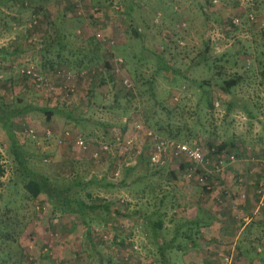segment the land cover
<instances>
[{
  "label": "rangeland",
  "instance_id": "rangeland-1",
  "mask_svg": "<svg viewBox=\"0 0 264 264\" xmlns=\"http://www.w3.org/2000/svg\"><path fill=\"white\" fill-rule=\"evenodd\" d=\"M22 1L0 0L1 4L7 2L10 8L0 6V47L17 52L15 59L0 56V103L5 109H26L12 119V123L15 138L32 171L46 176L58 190L69 187L71 195L87 205H109L110 213L101 208L89 211L90 234L81 222L74 229L75 235L84 240V251L91 252L88 264H104V261L99 263L96 254L99 246L114 255L112 264H147L141 218L153 209L159 212L158 208L168 209L173 205L175 196L169 188L177 171L193 172L194 175H187L184 181L200 187L206 185L210 187L206 192H210L219 184L216 179H205L206 171L219 173L226 170L228 163L239 167L245 163L258 167L262 173L261 183L264 0H132L130 16L124 12L130 0H80L87 16L80 18L76 34L82 41L77 46L86 45L90 39L98 42L97 33L111 36L115 42L104 46L98 42L101 59L91 65L94 73L85 71L77 81L76 91L68 97L57 91L56 101L47 100L45 92L17 72L18 66L28 61L41 73H50L54 70L53 60H57L54 52L43 51V57L39 52L45 26L35 34L38 37L29 41L31 11L21 6ZM30 1L32 7L44 5L50 20L62 18L64 6L68 4L70 8L75 2ZM94 8L98 10L92 15ZM64 23L66 28L73 26L68 20ZM134 29L140 33V38H134ZM108 53L125 60L133 91L128 92L109 74L105 66V62L109 66ZM6 59L15 61L17 66L8 65ZM160 60L176 70L172 84L163 77ZM51 62L54 64L50 65ZM237 77H240L239 83L231 88L230 94H225L220 84ZM205 92L210 96L211 106ZM50 107L58 111L50 119L38 110ZM68 114L70 119L64 116ZM123 117L132 121L138 119L152 130L159 129V135L164 138L200 148L202 164L195 169L181 168L169 154L163 165H151L146 156L149 149L145 146L142 151L134 148L123 154L115 180H110L111 176L100 179L102 173L105 177L111 175L114 163L109 160L94 164L90 153L77 154L71 149L73 138L106 134L118 128ZM30 130L34 131V138ZM66 131L72 138L63 141ZM14 169L7 134L0 127V221L16 224L14 228H7L8 238L0 237V255L3 258L9 255L4 264H31L33 260L29 258L20 261L23 250L17 248L13 240L23 246L28 223L39 218L58 220L63 214L53 213L44 195L28 196ZM236 175L239 188L236 197L242 199L245 185L241 173ZM108 181L112 183L110 188L106 186ZM225 195L233 197L232 193ZM100 220L108 225L99 227L97 221ZM57 233L53 230L51 234L56 237ZM71 253L74 264L83 262L84 255L75 250ZM67 257L65 263L72 264L69 254Z\"/></svg>",
  "mask_w": 264,
  "mask_h": 264
},
{
  "label": "crops",
  "instance_id": "crops-1",
  "mask_svg": "<svg viewBox=\"0 0 264 264\" xmlns=\"http://www.w3.org/2000/svg\"><path fill=\"white\" fill-rule=\"evenodd\" d=\"M74 6L67 8V4L62 13L67 11L71 16ZM47 9L51 10L49 6ZM233 165L236 164L228 163L226 170L219 173L206 171L205 179H216L219 184L210 192H206L210 190L206 185L200 187L184 181L187 172L177 171L169 188L175 196L173 205L168 209L158 208L159 212L153 209L141 218L147 264L157 261L158 264H222L225 255H232L234 264H264V203H259L255 193L262 173L252 164ZM237 173H241L245 185L244 192L240 191L245 194L242 199L236 197ZM229 193L233 197L225 195ZM78 222L63 214L58 220L39 218L28 223L23 233L26 241L23 246L19 242L22 259L29 258L33 264H66L64 259L69 254L68 260L72 261L71 252L75 250L85 256L79 264H88L91 252L84 251L83 238L74 233ZM103 225L108 224L99 221V227ZM53 230L58 231L56 237L51 234ZM96 254L99 263H113L114 255L106 253L101 246Z\"/></svg>",
  "mask_w": 264,
  "mask_h": 264
},
{
  "label": "trees",
  "instance_id": "trees-1",
  "mask_svg": "<svg viewBox=\"0 0 264 264\" xmlns=\"http://www.w3.org/2000/svg\"><path fill=\"white\" fill-rule=\"evenodd\" d=\"M10 1V0H9ZM8 2V1H7ZM7 2H3V4L0 3V6L6 7L7 10L10 9L7 5ZM131 3L127 5L126 11L124 10L126 16H130V12L132 10V0H130ZM21 6H24L26 9H30V19L31 16L34 14H39L41 19L39 20V24L34 28H29V41L34 40V36H37L35 34L39 33V30L42 29L43 26L46 27V33L41 36V43L40 48H38L40 53H42L43 57V51L44 53H50L54 52V56L57 60H53L54 63H49L50 65H53L52 67L54 70L66 68L68 70H71L73 72L80 73L82 71L91 72L92 69H90L91 65L97 64L100 62L101 59V45L98 42H95L94 39H90L86 42V45L84 46H77L81 40L80 35L76 34L77 27L79 26L80 17H77L75 15H66V12L63 13V17L58 19L50 20L48 19V16L46 12L43 10L44 5H39L37 7H32V2L30 0H23L21 3ZM73 5H75L73 3ZM69 8V7H67ZM71 12L73 11V7L71 8ZM50 20V21H49ZM65 20L70 21L73 26L70 28H66L67 25ZM72 28H74L72 30ZM133 36L134 38H140V33L136 29L133 30ZM38 37V36H37ZM40 38V37H39ZM75 42L76 44H74ZM92 44V47H91ZM17 55V52L9 51L4 46L0 47V56H3V58L10 57V59H15ZM41 55V54H40ZM104 57L102 53V58ZM105 58V57H104ZM7 60V59H6ZM8 62L9 59L7 60ZM160 71L163 74V77L168 83H173L174 80V74H176V70L170 67L166 62L160 60ZM126 65V62H125ZM105 66L107 69L109 66L105 62ZM53 71V69H52ZM26 80L25 77L21 76ZM240 81V77L232 78L227 81H223L220 84L221 90L225 94H230L231 88L235 87ZM206 93V92H205ZM206 101L208 102L209 106L212 105L211 99L208 93H206ZM55 106V105H54ZM39 111L43 112L48 119H50L53 115L57 114V109L50 107V109H38ZM26 112V109H10V108H3L0 103V127L2 130L7 134L8 140H9V150L11 153V158L13 165L15 167L14 172L15 175L19 178L21 183L23 184V187L25 191L27 192L28 196L31 198H37L39 195H44L48 199V203L50 205L51 211L53 213L60 212L62 214H68L72 219L79 220L82 225L87 229V233L90 230L89 223L87 217L89 215L90 210H94L96 208L103 209V212L110 213L109 205L104 206H91L87 205L83 200L78 199L76 197H73L70 193V188L66 187L63 190H58L51 184L50 180L39 173H36L32 171L28 165H27V156L24 153L22 146L20 145L19 141L15 138L14 131H13V123L12 119L16 118L17 116L23 114ZM66 118L70 119V114L64 115ZM159 130V129H158ZM158 130L153 129L156 133L159 134ZM171 138H176L175 136H171ZM147 161L150 162L148 155ZM93 161V160H92ZM93 163L97 164V162ZM100 163V162H99ZM151 163V162H150ZM152 165V164H151ZM185 166H188L187 164H181L180 167L185 168ZM110 175V173H109ZM108 176L105 177V174L100 175V179L104 180L105 178H110ZM106 180V179H105ZM110 180H115L114 177L110 178ZM109 182V185H106L107 187L111 186L112 183ZM83 185H85L83 183ZM110 188V187H109ZM120 214V213H117ZM91 218V217H90ZM102 220H100L101 222ZM99 223V221H97ZM16 226L15 223H10V221H0V237L7 236L8 238V232L7 228H14ZM12 238V235H11ZM90 238V237H88ZM13 244L17 246V248H20L19 244H17V241L13 240ZM10 247V245H9ZM20 250H22L20 248ZM7 254V253H6ZM9 255H6L1 257L0 255V264H4L6 260H9ZM20 261L22 259L20 255Z\"/></svg>",
  "mask_w": 264,
  "mask_h": 264
},
{
  "label": "built area",
  "instance_id": "built-area-1",
  "mask_svg": "<svg viewBox=\"0 0 264 264\" xmlns=\"http://www.w3.org/2000/svg\"><path fill=\"white\" fill-rule=\"evenodd\" d=\"M74 4V12L71 14L80 18L87 16V12L84 11L80 0H75ZM97 10V8L92 9V15ZM40 19L39 14L32 15L29 28L36 27ZM95 37L103 46L115 42L113 37H105L101 33H97ZM108 56L109 74L115 79L116 83L122 85L128 92L133 91L134 85L131 77L127 74L125 60L121 56L112 53H108ZM8 65L12 67L17 66L15 61H10ZM18 67L17 72L25 77L28 83L45 92L47 100L52 99V101L57 91H60L66 97L72 95L76 91L78 79L86 74L85 71L77 73L66 68L53 70L50 73H41L36 65L28 61L22 62ZM93 73L94 71H91V74ZM130 120L132 121L129 117H123L118 128H112L101 136H77L73 138L71 149L77 154L90 153V159L94 162L106 163L112 160L114 164L111 175H109L111 178L118 177V163L126 151H131L134 148L142 151V148L145 146L149 149L148 157L153 165H163L165 163V156L169 154L172 161L178 166L185 163L190 169H195L198 165L202 164L203 156L200 148L189 146L187 143L178 142L174 139L164 138L144 125L140 120L135 119L132 122ZM30 133L34 138V131L30 130ZM47 135H50L49 131H47ZM71 138L70 133L66 131L62 140L67 141ZM262 168L263 178L255 192L260 204L264 203V157L262 159ZM187 175L191 177L194 174L193 172H187ZM200 180L202 181V178ZM223 264H233L232 255L225 256Z\"/></svg>",
  "mask_w": 264,
  "mask_h": 264
}]
</instances>
